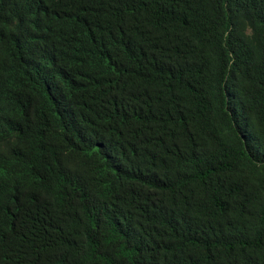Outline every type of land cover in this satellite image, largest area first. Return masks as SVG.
Instances as JSON below:
<instances>
[{"label":"trees","instance_id":"1","mask_svg":"<svg viewBox=\"0 0 264 264\" xmlns=\"http://www.w3.org/2000/svg\"><path fill=\"white\" fill-rule=\"evenodd\" d=\"M0 264H264V0H0Z\"/></svg>","mask_w":264,"mask_h":264}]
</instances>
